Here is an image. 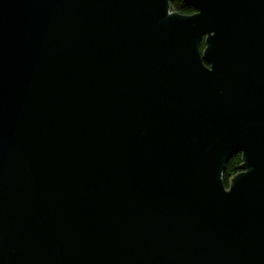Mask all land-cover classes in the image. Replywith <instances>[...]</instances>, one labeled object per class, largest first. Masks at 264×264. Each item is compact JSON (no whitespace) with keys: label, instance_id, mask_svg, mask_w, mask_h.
<instances>
[{"label":"water","instance_id":"95a60500","mask_svg":"<svg viewBox=\"0 0 264 264\" xmlns=\"http://www.w3.org/2000/svg\"><path fill=\"white\" fill-rule=\"evenodd\" d=\"M0 264H264V0H0Z\"/></svg>","mask_w":264,"mask_h":264},{"label":"trees","instance_id":"16d2710c","mask_svg":"<svg viewBox=\"0 0 264 264\" xmlns=\"http://www.w3.org/2000/svg\"><path fill=\"white\" fill-rule=\"evenodd\" d=\"M173 11L182 15H193L195 10L185 4L183 1H176L171 4ZM243 163V155L237 154L233 156L226 165L224 170L223 178L225 180V185L228 188L230 185V180L240 172V166Z\"/></svg>","mask_w":264,"mask_h":264},{"label":"rangeland","instance_id":"374dc122","mask_svg":"<svg viewBox=\"0 0 264 264\" xmlns=\"http://www.w3.org/2000/svg\"><path fill=\"white\" fill-rule=\"evenodd\" d=\"M205 49H206V44H205V42H203V44H202V46H201V51L204 52Z\"/></svg>","mask_w":264,"mask_h":264}]
</instances>
